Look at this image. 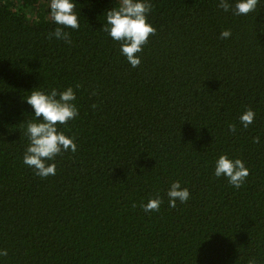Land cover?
<instances>
[{
  "label": "trees",
  "instance_id": "obj_1",
  "mask_svg": "<svg viewBox=\"0 0 264 264\" xmlns=\"http://www.w3.org/2000/svg\"><path fill=\"white\" fill-rule=\"evenodd\" d=\"M49 2L0 0V264H264V0H149L136 68L104 31L119 0H76L70 42L49 38ZM69 86L79 116L59 127L78 148L42 178L23 163L25 97ZM225 153L250 170L240 188L214 174ZM177 180L190 198L172 208Z\"/></svg>",
  "mask_w": 264,
  "mask_h": 264
},
{
  "label": "clouds",
  "instance_id": "obj_2",
  "mask_svg": "<svg viewBox=\"0 0 264 264\" xmlns=\"http://www.w3.org/2000/svg\"><path fill=\"white\" fill-rule=\"evenodd\" d=\"M258 0H235L234 9L237 15H246L253 11ZM52 23L55 29L49 32V38L69 41L70 33L65 29L78 30L80 19L76 9V0H50L49 5ZM219 7L228 11L233 7L230 0H219ZM151 11L149 0H119L116 7L106 12L104 31L120 45V53L131 67H138L142 58L138 53L143 51L144 45L156 31L149 22L148 13ZM231 31L221 32L222 38H230ZM79 85H77V88ZM76 90L69 86L63 90L52 88L44 90L39 87L31 90L25 97V102L32 109V119L27 121L26 133L28 145L23 156V163L31 168L35 174L42 178L54 176L57 173L55 157L61 152L77 151L75 138L66 134L59 126L67 125L69 121L79 116L76 103ZM95 107V105H93ZM255 112L247 109L242 112L239 120L243 127L253 123ZM236 131V126H230ZM255 143L260 138H254ZM216 177H225L235 188H240L250 174L245 162L240 158H231L228 154H221L215 161ZM169 207H176L177 201L185 203L190 198V190L182 187L179 180L171 183L167 191ZM162 200L151 198L143 208L146 212L157 211ZM8 255L6 249H0V257Z\"/></svg>",
  "mask_w": 264,
  "mask_h": 264
}]
</instances>
